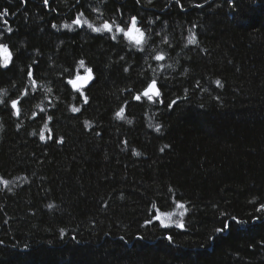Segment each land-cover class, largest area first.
Listing matches in <instances>:
<instances>
[{
	"label": "trees",
	"instance_id": "1",
	"mask_svg": "<svg viewBox=\"0 0 264 264\" xmlns=\"http://www.w3.org/2000/svg\"><path fill=\"white\" fill-rule=\"evenodd\" d=\"M4 9L13 32L0 23V42L14 61L0 69V264H264V0H0ZM80 13L94 27L136 16L145 50L63 27ZM80 60L95 76L87 105L66 83L84 74ZM153 80L163 103L136 101ZM170 212L168 228L155 221Z\"/></svg>",
	"mask_w": 264,
	"mask_h": 264
},
{
	"label": "snow or ice",
	"instance_id": "2",
	"mask_svg": "<svg viewBox=\"0 0 264 264\" xmlns=\"http://www.w3.org/2000/svg\"><path fill=\"white\" fill-rule=\"evenodd\" d=\"M21 2L26 4L27 0H21ZM77 2H79V0H77ZM139 2H140V0H137V3H139ZM149 2H151V0H149ZM43 3L45 5V7L49 6V0H43ZM177 3L179 4V0H177ZM195 7L201 8V7H203V5L196 4ZM181 10H183V5H181ZM9 15H10V13L7 9L0 11V23H3L5 25L4 32H6L7 35L10 37L12 32H13V28L8 23L7 19H5ZM82 16H83V13H80L72 21V24H65V25H63V27L71 30L73 25H76L77 27H83L84 25H87V27L95 33H108L110 35V38L113 41H115L117 39V35H122L123 37L127 38L129 40V42H131L138 51H144L145 50V47H146L147 41H148V37L146 35L147 29H143L140 26V21L136 16H131L129 21L124 25H122L121 23H117V21H115V20H113L111 22L106 20L99 27H94L92 24L88 23L87 20H82L81 19ZM151 22L152 21H149V23H151ZM52 27L55 29V28H57V25L52 24ZM0 35H2V34H0ZM165 42L167 43V41H165ZM188 44L196 45L197 44V37L195 35H191L188 39ZM155 59L157 61H162L165 59V57L163 55H156ZM13 61H14V57H13L12 51L9 48V45L5 42H0V69L8 70L11 66H13ZM33 63H35V61ZM78 67H79V69L83 70L84 74H80V72L77 71L75 74V77L73 79H68L66 81V83L71 86V89L73 91L78 93V99L82 98L83 104L87 105L89 103V98L85 94V89H88L90 83L95 80V76H94L92 68L85 66L84 60L79 61ZM125 71H127V69H125ZM26 76L30 80H32V83L35 86L36 80L34 79L33 69L31 67V65H29V67H28V71L26 72ZM215 83L218 87H222L220 80H216ZM49 91H51V89H49ZM24 95L25 96L28 95L27 90L24 91ZM142 97L146 98V100L148 102L163 103V100L161 99L160 89L158 88L157 82L155 80H153L142 93L137 94L134 97V99L136 101H141ZM3 103H4V101H0V104H3ZM20 103H21L20 100L13 99V100H11V104H10L11 109L15 110L14 114L17 117L20 116V107H19ZM176 103H177L176 100H172L168 104V108L171 109L173 107V105H176ZM41 111L43 112L44 110L41 109ZM71 111L73 113H79V112H81V108L80 107H72ZM124 112H125V109L121 108L116 113V117L118 119H124ZM41 118H43V117H41ZM48 119L51 120L52 117L49 116ZM127 122L129 124H131L130 120ZM85 125L88 126L87 121H85ZM44 129H45V131L49 132V135H48L49 140H54L56 143H61V144L64 142L62 137L59 139L55 138L54 134H52L51 130L49 129L48 124L44 125ZM155 131L160 132L161 131L160 127L157 126ZM96 134L100 135L99 132H97ZM33 135H36V133H33ZM39 138L41 141L46 140L44 132L40 133ZM165 147H168V146L166 145ZM161 151H163V149H161ZM135 155H140V154L135 153ZM0 183H3L4 186L7 187L9 182L6 180H0ZM49 207L51 208L53 206L49 205ZM153 208L154 209L156 208L155 204L153 205ZM176 208L185 209V211H186L185 205L183 203H176ZM185 211H181L179 213V215L181 217H183L185 215ZM257 211L264 213V204H262L260 206V208L257 209ZM174 215H176V213H174V212L158 213L155 215V221H158L160 226H162L164 228H168L172 222V217ZM233 219H235V218H233ZM152 223H153L152 220H148L145 222L144 226L150 225ZM237 223H239V221H237ZM175 227L183 229L184 223L182 221H177L175 223ZM228 227L229 226L227 224H225L223 229L218 228V229H216V231L221 232V231L227 229ZM73 239H75V237H73ZM168 239L171 241V237H168Z\"/></svg>",
	"mask_w": 264,
	"mask_h": 264
},
{
	"label": "water",
	"instance_id": "3",
	"mask_svg": "<svg viewBox=\"0 0 264 264\" xmlns=\"http://www.w3.org/2000/svg\"><path fill=\"white\" fill-rule=\"evenodd\" d=\"M71 87V86H70Z\"/></svg>",
	"mask_w": 264,
	"mask_h": 264
}]
</instances>
